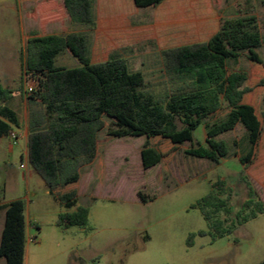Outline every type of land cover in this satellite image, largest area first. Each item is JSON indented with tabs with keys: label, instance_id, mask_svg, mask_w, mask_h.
<instances>
[{
	"label": "trees",
	"instance_id": "obj_1",
	"mask_svg": "<svg viewBox=\"0 0 264 264\" xmlns=\"http://www.w3.org/2000/svg\"><path fill=\"white\" fill-rule=\"evenodd\" d=\"M165 1L134 0L141 10ZM64 7L72 24L87 31L96 29L91 0H65ZM263 45L264 35L256 17L223 20L220 31L209 42L162 53L167 83L164 91L156 93L145 75L131 72L118 52L93 63L87 35L29 40L22 58V79L35 84L26 92L29 165L63 208L75 209L60 215L57 226L64 230L88 226L89 210L78 206L79 182L88 170L94 175L92 189L102 181L105 150L116 140L145 138L141 152L144 169L162 165L163 175L169 176V164L184 143L193 142L202 125L207 147L192 148L186 154L215 165L229 156L227 145L217 138L242 125L248 146L239 161L245 172L250 170L264 150V60L257 52ZM63 51L80 66L56 68L55 59ZM245 53L250 72L230 71L229 62L238 63ZM13 96L14 92L0 83V140L13 128H20L19 115L7 106ZM259 98L262 110L253 103ZM219 116L223 117L219 120ZM243 181L249 200L238 214L240 226L264 215V204L247 176ZM223 183L213 187L222 188ZM219 197L218 193L211 194L193 208L200 209L211 223L221 212L228 215L226 202ZM25 211L22 200L0 205V218L4 213L0 258L5 264H25ZM225 237L226 233L219 236Z\"/></svg>",
	"mask_w": 264,
	"mask_h": 264
},
{
	"label": "rangeland",
	"instance_id": "obj_2",
	"mask_svg": "<svg viewBox=\"0 0 264 264\" xmlns=\"http://www.w3.org/2000/svg\"><path fill=\"white\" fill-rule=\"evenodd\" d=\"M22 1L0 0V83L14 92L7 106L23 122L29 115L26 92L31 86L28 78L22 79V58L28 40ZM187 1L186 8L191 9L186 11H190L186 17L190 20L196 17L194 11L208 18L222 17V20L254 16L264 35V0H253L250 5L246 0ZM57 6L53 7V12L60 15L61 7ZM41 12L43 17L48 10ZM35 17L34 9L28 11V19ZM43 33L46 32L43 30ZM210 36L188 38L185 42L174 40L168 45L149 29H135L114 39L115 44L111 45L104 42L103 36L93 35L89 56L93 63H99L106 59L104 51L122 50L123 46L132 45L129 51H122L130 71L143 73L154 91L161 93L167 83L162 53L184 44L207 43ZM151 42L155 43L156 51L150 47ZM257 52L264 60V45ZM246 55L238 63L229 62L228 69L249 73ZM78 64L77 59L65 52L57 59L56 66L75 68ZM253 103L259 110L263 109L262 98ZM245 133L240 125L234 132L217 138L227 145L229 156L215 165L186 154L192 148L207 147L206 130L202 125L194 133L193 142L184 143L169 164V176L163 175L162 165L144 169L141 152L145 138L116 141L106 151L107 174L98 183V190L93 193V179L87 173L79 184L78 206L89 210L88 226L66 230L57 226L59 214L75 209L66 210L49 194L28 163L24 142L13 146L8 137L0 140V205L17 200L26 204L25 264H260L264 261V215L241 226L238 218L243 204L249 200L243 181L245 176L264 200V192L259 187L264 184L263 164L246 173L239 161L248 146ZM219 181L224 182L223 187L214 188ZM214 193L220 195V201L226 202L228 215L221 212L209 223L200 209L193 207ZM206 210L211 211L209 207ZM3 227L4 213L0 218V243ZM201 233L206 236L202 237ZM221 233H226V237L220 239ZM5 263L6 260L0 258V264Z\"/></svg>",
	"mask_w": 264,
	"mask_h": 264
},
{
	"label": "crops",
	"instance_id": "obj_3",
	"mask_svg": "<svg viewBox=\"0 0 264 264\" xmlns=\"http://www.w3.org/2000/svg\"><path fill=\"white\" fill-rule=\"evenodd\" d=\"M42 1L43 0H23L22 1L23 2L22 5L24 6L26 10L27 23H26L25 37L28 38L27 43L29 40L33 38H42V37H47V36L65 37L71 34H81V35L88 36V48H89V42L93 35L94 36L101 35L103 36L104 42L106 44L108 43V44L113 45L115 44V42L113 41L114 39L122 38L130 34L132 30L149 29L151 31V34L155 35L156 38L160 37L164 39L168 45H171L174 42V40H181L185 42V40L188 38H196V37H201L203 35H208V34L211 35L210 36L211 37L210 40H211L220 31V28L223 22L222 17L208 18V17L203 16L201 12H200L201 14H198L197 12L195 13V11H194V15L196 17L190 20L188 17H186V15L190 13V11L188 13L186 11L188 9L189 10L191 9V7L186 8L187 3H188L187 0H166L160 6L155 7V8H150L147 10H141L137 8L134 0H91L92 5H93V16H94V20L96 23V29L93 31H87L71 23V20L64 7L65 0H44L45 2H42ZM193 2L201 3V0H193ZM56 5H59L57 6L58 9L59 7H61V10L59 11L60 15H58L57 13L55 15V13L53 12V7H55ZM129 8L131 9V12L127 11V9ZM32 9H34V11L37 13V17H35L34 20H30L27 18L28 11ZM43 9H47L48 13L44 15L43 17H41V13H42L41 11H43ZM43 30L46 33H43ZM158 31L161 32V35L157 34ZM97 42L98 41L95 37L94 43L97 44ZM154 45H155L154 42L150 43V47L156 51V49L154 48ZM183 46H186V45L184 44ZM132 47H133L132 45L123 46L122 50L112 48L107 51H104L103 55L107 57L112 52H118L123 56L122 51L127 52L128 48L130 49ZM180 47L182 46H179L177 48H180ZM26 48H27V45L25 47L24 54H25ZM171 49H175V48H171ZM65 52H68V51L61 52V54L55 59L56 68H65L62 65H60V67L56 66L57 59H59L60 56L64 54ZM68 54L70 53L68 52ZM72 58L74 57L72 56ZM79 66L80 64H78V66L76 67H79ZM239 126L240 125H238L237 128ZM16 129L20 133V142H24L25 144V155L28 158V138L30 134L29 115L25 116V119L23 122L20 118V128H16ZM116 141H119V140H116ZM116 141H114L113 143H115ZM113 143H111L110 145H112ZM108 147L106 148L105 154H104V160H105L104 176H106L107 174V167H106L107 166V152L106 151ZM240 158L241 157H239V159ZM259 164H263L264 166V150L261 152L256 164L246 173H249L254 167H256ZM86 173L90 174L91 179H94V175L91 170H88ZM99 187L100 185H96L92 189L93 193H95ZM259 187H260V191L264 192V184L259 185ZM92 198L95 199L94 194ZM262 198L264 199L263 195H262ZM78 199L80 200L79 186H78ZM260 200L264 204V200H262L261 198ZM62 214L64 213L61 212L59 215H62Z\"/></svg>",
	"mask_w": 264,
	"mask_h": 264
},
{
	"label": "built area",
	"instance_id": "obj_4",
	"mask_svg": "<svg viewBox=\"0 0 264 264\" xmlns=\"http://www.w3.org/2000/svg\"><path fill=\"white\" fill-rule=\"evenodd\" d=\"M30 89H29V92H31L34 87H35V84L33 81L30 80ZM8 138L10 139V141L12 142V145L15 146L19 141H20V133L19 131L16 129V128H13L10 133H9V136ZM32 243L35 242L34 239H31L30 240Z\"/></svg>",
	"mask_w": 264,
	"mask_h": 264
}]
</instances>
